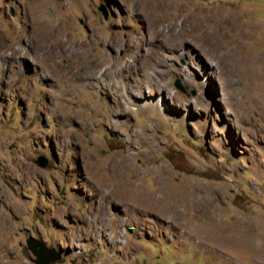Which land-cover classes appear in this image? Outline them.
I'll return each mask as SVG.
<instances>
[{
  "label": "rangeland",
  "instance_id": "obj_1",
  "mask_svg": "<svg viewBox=\"0 0 264 264\" xmlns=\"http://www.w3.org/2000/svg\"><path fill=\"white\" fill-rule=\"evenodd\" d=\"M43 1L89 61L0 0V264H264V0Z\"/></svg>",
  "mask_w": 264,
  "mask_h": 264
},
{
  "label": "bare ground",
  "instance_id": "obj_2",
  "mask_svg": "<svg viewBox=\"0 0 264 264\" xmlns=\"http://www.w3.org/2000/svg\"><path fill=\"white\" fill-rule=\"evenodd\" d=\"M155 1L156 0H153L150 4V2H147L146 1V5H145V8H148V9H151L153 10L154 12H157L158 13V10L156 9V5H155ZM167 2V1H166ZM145 3V2H144ZM177 4V3H176ZM175 4V5H176ZM160 5V4H159ZM159 5L157 7H159ZM144 6V5H143ZM162 6V5H161ZM178 6V5H177ZM47 5L46 3L43 1V0H39V3L33 7V12H34V22L36 23L37 25V36L39 38V42L40 43H50V42H54V46L52 45L53 48H56L57 50L60 49V50H66L68 49L69 50V47H71V51H69V56L70 58L73 60L74 63H78L80 60H84L85 62H88L89 59L85 56L84 53H82L81 51H75L73 50L74 48V45L75 44H71L64 36L63 32L61 29H59V27L57 25H51L50 22L48 21L47 18H45V16L43 15V9L46 8ZM169 7V6H167ZM143 7V9H145ZM181 8V7H180ZM142 9V10H143ZM176 9V7H175ZM174 9V10H175ZM180 10V9H179ZM178 11V10H176ZM183 12V11H181ZM166 13V12H165ZM158 15V14H157ZM174 16L177 17V20L179 18V14H175ZM150 17V16H149ZM160 16L158 15L157 16H154L152 17L150 20V24H152L153 26H158L157 24H160L161 23V17L159 18ZM165 17V18H164ZM163 21L165 22L166 21V14L165 16L163 15ZM223 20H225V18H223ZM188 21V20H187ZM182 22V21H181ZM223 27L226 29V21H221ZM185 24V23H184ZM235 24V22H234ZM239 26V25H238ZM166 27V26H165ZM170 27V26H169ZM234 28V27H232ZM239 28V27H238ZM244 28V27H243ZM162 29V28H161ZM160 29V30H161ZM248 29V28H246ZM227 30V29H226ZM244 29H241L240 31V34H244L245 32L243 31ZM188 32V31H187ZM248 32V31H247ZM254 32V31H253ZM152 33V32H151ZM157 33V32H156ZM250 34V33H248ZM236 35V34H235ZM245 37V36H244ZM180 40V39H179ZM118 43V42H117ZM77 46L80 48V46L77 44ZM54 50V49H53ZM253 52V51H252ZM251 54V53H250ZM259 54V53H258ZM264 56V55H263ZM261 56V55H252V56H249L246 60V63L248 62V67L251 71L253 70H258L259 67H264V57ZM82 60V61H83ZM102 64L103 63H99V64H96L99 68H102ZM104 65V64H103ZM238 67V66H237ZM78 67H76L75 69H77ZM84 69L86 68H79V74L81 76H83V74L85 73ZM100 72V71H99ZM85 80L87 79L86 77H84ZM119 175V174H118ZM163 178V177H162ZM165 178V177H164ZM163 183V182H162ZM126 183L123 185L125 186ZM131 187V185H130ZM129 187V188H130ZM127 188V187H126ZM123 189V192H128V195L127 197L129 198V200L131 201H141V202H151V201H167V193L163 191H161L159 194L158 193H152L150 191H148L146 188L142 187V186H135L133 185L132 188L130 189ZM188 196V195H187ZM117 197V196H116ZM119 197V196H118ZM121 197V196H120ZM218 197V196H217ZM184 198V193L181 192V195L178 199H183ZM159 206V205H158ZM192 207V206H191ZM170 208V207H169ZM163 211V210H162ZM219 232V231H218ZM233 233V232H232ZM218 234V233H217ZM234 235V234H233ZM224 236V235H223ZM230 237V236H229ZM217 240V238H215ZM239 240V239H238ZM220 241V240H219ZM240 241V240H239ZM248 241V240H247ZM232 242V241H231ZM229 242V244L231 243ZM245 243V242H244ZM243 243V244H244ZM247 243V242H246ZM237 244V243H236ZM242 244V243H241Z\"/></svg>",
  "mask_w": 264,
  "mask_h": 264
},
{
  "label": "water",
  "instance_id": "obj_3",
  "mask_svg": "<svg viewBox=\"0 0 264 264\" xmlns=\"http://www.w3.org/2000/svg\"><path fill=\"white\" fill-rule=\"evenodd\" d=\"M181 88V85H178ZM38 164L41 167H46L48 160L44 157L38 159ZM27 246L36 257V264H53L62 259V254L55 249L49 248L43 241L35 238H30L27 241Z\"/></svg>",
  "mask_w": 264,
  "mask_h": 264
}]
</instances>
